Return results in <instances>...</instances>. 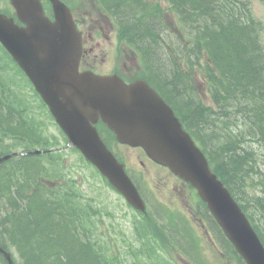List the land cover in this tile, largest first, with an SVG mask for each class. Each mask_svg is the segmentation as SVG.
<instances>
[{
    "label": "trees",
    "instance_id": "1",
    "mask_svg": "<svg viewBox=\"0 0 264 264\" xmlns=\"http://www.w3.org/2000/svg\"><path fill=\"white\" fill-rule=\"evenodd\" d=\"M101 1L116 17L122 35L139 52L145 64V78L173 104L187 125L200 131V137L196 138L208 155L214 172L249 219L257 221L254 226L259 228L264 243V217L260 218L264 209V162L260 164L256 161V148L250 151V145L244 147L245 141L264 145V49L259 38L261 23L253 18L249 0H221L210 14L211 0H165L178 20L189 29L187 38L191 42L190 51L194 59L202 53L206 54L201 74L208 83L210 95L223 105L224 120L221 112L212 119L207 115L211 113L210 109L204 111L186 95L184 88L188 85L183 79L188 74H183L180 68H173L174 61L168 51L174 49L166 45L160 32L156 19L161 21L164 14L157 3L150 7L146 0ZM146 27H151V30ZM191 63L189 59L188 64ZM5 64H0V70ZM10 97L12 88L5 78L0 77V141L12 138L16 143L25 145L18 137L23 133L28 136V130L34 133L35 126L23 117L24 108L19 98ZM216 123L223 125L224 131ZM26 145L28 147L24 149L44 143L34 141ZM36 157H13L0 164V212L4 215L2 220H5L0 226L11 236L15 235L17 246L25 248L30 264H33L32 259L37 261L36 264H77L75 258L79 264H110L96 253L89 239L81 237L76 219L69 214L72 205L67 196H53L40 186L37 178L41 169ZM15 197L22 200V207ZM200 204L197 213L212 220L204 204ZM46 205L49 207L44 210ZM40 217L45 225L42 232L33 227ZM46 218L48 220L45 221ZM50 218L55 219L54 223ZM58 220L63 222L56 223ZM147 222L151 225L150 221ZM168 222V227L172 226L169 233L174 234L173 242L181 249L192 252L187 225L184 227L182 224L184 221L176 222V226L173 220L168 219ZM52 224L58 225L57 232L50 231ZM152 226L160 235L165 229L167 231L166 226L163 228L164 224L159 228L154 223ZM15 228L17 233H12ZM29 228L40 233L45 245L32 237L37 233L25 236ZM58 232L60 239L57 238ZM219 233L215 229L218 237ZM54 243L59 250L51 245Z\"/></svg>",
    "mask_w": 264,
    "mask_h": 264
},
{
    "label": "water",
    "instance_id": "2",
    "mask_svg": "<svg viewBox=\"0 0 264 264\" xmlns=\"http://www.w3.org/2000/svg\"><path fill=\"white\" fill-rule=\"evenodd\" d=\"M51 2L56 20L48 26L38 0H12L17 16L26 27L18 29L12 19L0 14V42L25 70L69 140L100 166L105 175L122 184L136 207L143 208L133 187L120 174V166L88 123L89 116L100 113L119 133L120 140L141 143L154 159L185 172L184 177L199 189L208 208L248 264H264V250L238 206L209 172L202 154L176 127L170 111L146 84L137 82L126 86L116 77L75 78L76 62L68 53L74 38L63 33L68 28L67 10L58 0ZM39 31L50 37L43 46L35 37ZM64 38L68 41H63ZM80 110L87 111V115Z\"/></svg>",
    "mask_w": 264,
    "mask_h": 264
},
{
    "label": "rangeland",
    "instance_id": "3",
    "mask_svg": "<svg viewBox=\"0 0 264 264\" xmlns=\"http://www.w3.org/2000/svg\"><path fill=\"white\" fill-rule=\"evenodd\" d=\"M150 1L158 2L159 4L163 3V0H150ZM220 2L221 0H215V1L211 0L209 14L214 12L215 7H218L217 4ZM1 5H2V0H0V6ZM75 7H77L74 9L76 15L79 17L83 16V19L86 20V21H83V23L86 24L85 25L86 28L89 27V24H88L89 20H92V19L95 20L96 17H99L101 20H104L103 15L99 13L93 7L91 0H78V2L75 4ZM206 11L208 15V7ZM252 11H253V15L257 19L261 20L262 22L263 31L260 32V37H261V43L264 47V0H252ZM146 29L151 30V27H146ZM155 30H156V25H155ZM90 40L91 41L89 45L87 46L88 52H86L85 58H84L85 61L87 62L89 61L98 62L99 61L100 63L97 64V67H100L103 70L110 69L113 66V62L115 61L113 60V56L111 55V53L109 54V56L107 54L106 57L95 58L92 54V52L95 49L93 51H91V49L94 48L93 44H96V42L98 41V36H92ZM106 50L107 48H105V51ZM103 58L105 59L103 60ZM120 61L122 60L120 59ZM125 61L128 64L135 65L132 59V56L128 57ZM3 62L7 63L6 58L3 57L2 54L0 53V64ZM12 74H13L12 69H10L9 71L0 70V77L2 78H5L10 81L14 80L16 82H17V79L19 78V80L23 83L24 86L22 88L23 93L19 95L18 97L21 98V101H23V103L28 105V112H31L30 113L31 115H33L35 118L41 120L42 122H44V124L47 125L48 129L45 128L44 126L41 127L44 133L48 135H54L60 141V136L56 129V125L53 123V121H51L48 118L46 110L39 105L38 100L32 94V91L29 88V86L24 82V80L19 74L17 73L15 75H12ZM199 80L200 79L197 78V81ZM12 87L16 88L14 86ZM23 134L24 135L19 136L18 139L23 141L25 145L32 144L34 141H36V138L34 134L32 133V131L28 130V136L26 135V133H23ZM246 145L248 146L250 145V151H253L257 147L255 142L253 141H251L250 143L245 141L244 147ZM32 146L34 145H31V147ZM64 153H65L64 160H66V162L68 163L74 164L73 173L77 177V180L79 182V187L82 190V193L85 194L87 197H97L96 199L100 201L101 207H104L103 209H106L107 211L110 212L111 215H113V217H115L113 220L115 224L117 225V227L114 228L115 230H113L112 232L106 233V234L102 233L101 236H98L97 238H93L91 240L92 242H94L97 250L103 256L110 255L111 256L110 260H113V261H115L116 257L119 256L122 259V264H168V263L169 264H187V262L181 256H178L176 254V251L173 248L167 247L165 249V252L162 249H160L158 246L159 242L147 236L145 232H141V235L143 236L144 247H143V252L139 253L138 248H137L138 242L135 241L134 236L130 231V225H129V220L132 217L134 212L131 209L126 208L123 200L118 195H116L113 191H111L107 187V185L103 182V180L96 173H94V171L91 168L87 167L85 164L82 163V161H80V158H78V154L76 152L72 151L71 149H66ZM158 179L159 181L156 183L157 187L156 188L152 187V189L156 194L159 195V199L161 201H164V203L168 207L175 209L177 212H182L183 214L187 215L189 219H192V216L190 213V209L192 206L188 202L185 196V193L184 192L179 193L180 194L179 196L177 195V193H175L173 197H171L173 194L171 188H168L166 182H164L162 179H160L159 177ZM52 195L54 196V194ZM15 199L17 203L22 207L23 205L22 200L17 197H15ZM47 207L49 206L46 205L43 209L46 210ZM36 211L37 209H35L34 213H36ZM56 214H58V212H56ZM155 216H154V220H155ZM3 217L4 215L2 216V213L0 212V223H2L1 221H5V220H2ZM50 219L52 222L55 220L54 218H50ZM50 219H49V222H51ZM46 220H48V218H46L45 221ZM157 220L159 222V225L164 224L163 228L165 226L166 227L170 226V225H167L170 223L168 222L166 217H157ZM32 221L34 223V220ZM43 221L44 219H42L41 217L37 218L35 221L36 226H33V227H37L39 232L40 231L42 232L45 229L44 228L45 225ZM58 222L62 223L63 221L58 220L56 223ZM110 222L112 223V219L110 217H106L104 219L105 225L109 224ZM52 225L53 226L50 231L51 232L53 230L56 231L58 225L56 224H52ZM102 227L106 229V226H102ZM0 229L2 231L0 232V237L2 238L1 241L6 246H11L13 245V243H16V240L14 238L15 235L11 236L7 232H5L2 226H0ZM16 229L17 228H15L12 233H17L15 231ZM30 230L31 228L27 230L26 235H25L26 237L29 235V233L32 234V232H34V230H31V231ZM79 231L81 230L79 229ZM34 233H37V234L32 235V237L38 243L45 245L40 233L36 231ZM59 234L60 232H58L57 238L60 239ZM203 236L205 240L200 239L201 250L203 252V255L207 256L210 259V264H237L230 257L223 258L218 253L216 247L210 242L209 238L205 236L204 234ZM180 238H181V235H180ZM56 243L51 244V245L55 246L56 250H59V248L55 245ZM11 247L13 248V246ZM16 255L19 256L17 251H16ZM78 256L80 258V255ZM75 261H76L75 263L77 264L80 263L76 258H75ZM158 261H160V263ZM36 262H37L36 260L32 259L33 264H36Z\"/></svg>",
    "mask_w": 264,
    "mask_h": 264
},
{
    "label": "bare ground",
    "instance_id": "4",
    "mask_svg": "<svg viewBox=\"0 0 264 264\" xmlns=\"http://www.w3.org/2000/svg\"><path fill=\"white\" fill-rule=\"evenodd\" d=\"M33 135V134H32ZM0 153H1V151H0ZM14 156H11V159L13 158ZM8 160H6V161H4V162H7ZM23 165V164H22ZM34 167V166H33ZM193 249V248H192ZM39 252V251H38ZM37 252V253H38ZM194 252V250H192V253ZM39 254V253H38ZM2 263V262H1Z\"/></svg>",
    "mask_w": 264,
    "mask_h": 264
}]
</instances>
